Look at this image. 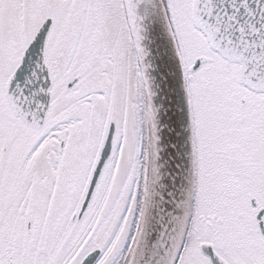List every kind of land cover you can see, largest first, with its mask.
<instances>
[{
	"label": "snow or ice",
	"instance_id": "snow-or-ice-1",
	"mask_svg": "<svg viewBox=\"0 0 264 264\" xmlns=\"http://www.w3.org/2000/svg\"><path fill=\"white\" fill-rule=\"evenodd\" d=\"M0 264H264V0H0Z\"/></svg>",
	"mask_w": 264,
	"mask_h": 264
}]
</instances>
